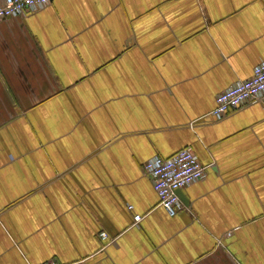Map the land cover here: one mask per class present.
<instances>
[{
	"label": "crops",
	"instance_id": "crops-1",
	"mask_svg": "<svg viewBox=\"0 0 264 264\" xmlns=\"http://www.w3.org/2000/svg\"><path fill=\"white\" fill-rule=\"evenodd\" d=\"M261 61L264 0L2 18L0 264H264V99L210 113ZM186 147L211 166L169 216L143 164Z\"/></svg>",
	"mask_w": 264,
	"mask_h": 264
},
{
	"label": "built area",
	"instance_id": "built-area-1",
	"mask_svg": "<svg viewBox=\"0 0 264 264\" xmlns=\"http://www.w3.org/2000/svg\"><path fill=\"white\" fill-rule=\"evenodd\" d=\"M50 0H0V20L12 17L46 6ZM264 99V61L257 63L251 76L236 82L215 96V107L211 114L219 119L239 106L258 99ZM211 164H202L190 148H182L167 158L154 156L143 164L145 172L150 176L152 187L156 192L159 205L169 216H174L182 207L177 192L205 175L206 168ZM140 215L133 216L135 222ZM105 238V232H100ZM38 264H62L48 260Z\"/></svg>",
	"mask_w": 264,
	"mask_h": 264
}]
</instances>
